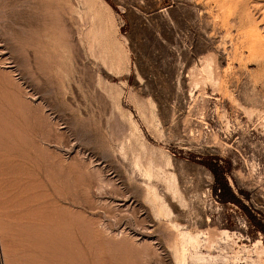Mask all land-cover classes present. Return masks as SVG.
I'll list each match as a JSON object with an SVG mask.
<instances>
[{
    "label": "rangeland",
    "instance_id": "obj_1",
    "mask_svg": "<svg viewBox=\"0 0 264 264\" xmlns=\"http://www.w3.org/2000/svg\"><path fill=\"white\" fill-rule=\"evenodd\" d=\"M0 264H264V0H0Z\"/></svg>",
    "mask_w": 264,
    "mask_h": 264
}]
</instances>
